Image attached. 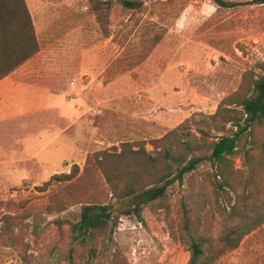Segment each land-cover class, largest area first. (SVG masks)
<instances>
[{"label": "rangeland", "instance_id": "obj_1", "mask_svg": "<svg viewBox=\"0 0 264 264\" xmlns=\"http://www.w3.org/2000/svg\"><path fill=\"white\" fill-rule=\"evenodd\" d=\"M24 1L38 49L8 74L26 78L38 68L33 76L78 104L80 120L51 138L70 119L67 108L58 124L5 153L28 161L24 169L0 171V264H187L189 242L199 236L207 239L199 257L209 264H264V173L246 188L237 184L235 193L218 190L222 179L207 160L169 185L161 202L145 205L141 220L119 213L109 238L80 245L67 223L84 202L115 204L102 175L89 163L85 170L87 156L119 151L126 141L151 150V138L192 114L212 113L242 72L256 68L264 59V3L139 0L130 9L111 4L100 23L89 0ZM262 136L257 127L245 142L253 159ZM232 161L245 174L242 150ZM74 166L70 180L44 185ZM255 219L235 247L216 255L229 228L239 231Z\"/></svg>", "mask_w": 264, "mask_h": 264}, {"label": "trees", "instance_id": "obj_2", "mask_svg": "<svg viewBox=\"0 0 264 264\" xmlns=\"http://www.w3.org/2000/svg\"><path fill=\"white\" fill-rule=\"evenodd\" d=\"M252 1L264 3V0ZM138 3L139 0H89L100 23L106 18L111 4L130 9ZM37 49L38 42L25 1L0 0V79ZM257 127L262 129L263 136L259 142L260 154L253 159L245 150V142L252 141ZM149 143L151 150H146L142 143L132 148V142L126 141L121 143L119 151L104 148L87 156L85 170L88 171L91 164L102 175L115 204L82 203L77 218L67 222L72 240L86 246L98 235L109 238L119 213L141 220L145 205L161 202L169 185L174 181L181 182L185 174L204 160L222 179L216 183L218 190L225 186L235 193L237 184L246 188L247 183L264 173V59L257 62L255 69L242 72L236 89L222 97L212 113H199L198 117L192 114L161 136L151 138ZM241 150L247 164L245 174L236 173L232 161ZM75 167L68 173L52 174L44 185L53 180H70L77 171ZM226 193L230 211L234 213L235 202L231 204V197ZM241 197L236 194V198ZM259 222L260 219H255L247 227H239V231L237 227L229 228L221 238L223 247L215 252L216 255L235 247L239 239ZM205 240L203 236L190 240L187 264H209L211 259L199 257L203 254L201 244Z\"/></svg>", "mask_w": 264, "mask_h": 264}, {"label": "crops", "instance_id": "obj_3", "mask_svg": "<svg viewBox=\"0 0 264 264\" xmlns=\"http://www.w3.org/2000/svg\"><path fill=\"white\" fill-rule=\"evenodd\" d=\"M35 71L38 68L28 70L26 78L8 74L0 79V171L7 165L19 168L25 166L22 163H26L27 158L17 155L8 158L4 157L5 153L14 154L28 138L46 131L50 124L59 123L60 117L68 113L67 108L71 113L68 114L70 119L59 130H55L51 138L66 132L68 124L80 120L76 116L78 104L76 107L69 105L70 102L62 98L60 92L51 91L49 84L41 82L42 78L33 76ZM64 147L67 148V142Z\"/></svg>", "mask_w": 264, "mask_h": 264}]
</instances>
